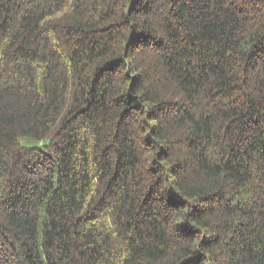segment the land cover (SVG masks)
I'll return each instance as SVG.
<instances>
[{
	"label": "trees",
	"instance_id": "obj_1",
	"mask_svg": "<svg viewBox=\"0 0 264 264\" xmlns=\"http://www.w3.org/2000/svg\"><path fill=\"white\" fill-rule=\"evenodd\" d=\"M0 264H264V0H0Z\"/></svg>",
	"mask_w": 264,
	"mask_h": 264
}]
</instances>
